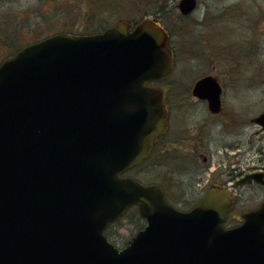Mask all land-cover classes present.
Masks as SVG:
<instances>
[{
  "label": "water",
  "instance_id": "obj_1",
  "mask_svg": "<svg viewBox=\"0 0 264 264\" xmlns=\"http://www.w3.org/2000/svg\"><path fill=\"white\" fill-rule=\"evenodd\" d=\"M176 6L188 14L196 0ZM128 28L55 33L0 63V264H264V200L224 228L225 187L180 211L158 185L122 175L165 129L162 91L143 82L173 67L155 18ZM193 93L220 109L215 77ZM252 121L264 127V111ZM257 176L246 180L264 184ZM131 205L146 225L119 249L103 231Z\"/></svg>",
  "mask_w": 264,
  "mask_h": 264
},
{
  "label": "rangeland",
  "instance_id": "obj_2",
  "mask_svg": "<svg viewBox=\"0 0 264 264\" xmlns=\"http://www.w3.org/2000/svg\"><path fill=\"white\" fill-rule=\"evenodd\" d=\"M107 1L112 0L102 2L107 4ZM154 1L115 0L111 6L101 7L103 9L100 10L99 2L94 3L93 0H0V57L14 45L38 40L59 30L83 32L85 22L81 15L87 10L90 11L87 22L99 26L97 22L100 20L105 27L121 18L151 16L149 12ZM168 2L172 7L176 4V0ZM191 16V19L204 16V21L202 25L195 26L187 20L183 34L173 36L175 67L168 78L169 91L172 87L174 92H188L200 75L213 74L224 86L227 109H234L243 120L246 117L244 127L240 121V126L237 124L235 128L222 126L221 122L219 127L212 126L213 132L219 131V135L212 137L209 147H203L202 152L197 153L199 160H195L196 165H208L203 176V182H206L209 176L207 171L210 178L214 179L212 170L220 165L226 171L242 150L245 151L247 166L264 163V131L249 121L250 117L264 110V0H198V6ZM174 21L176 25L183 23L180 24L176 18ZM238 59L244 60V63L236 67ZM200 116L198 118L201 121L211 120L204 111ZM226 145L231 147L224 150L223 146ZM215 149L219 155L229 157L223 156L221 159L216 154L211 156L210 151ZM201 155L209 157V162L202 160ZM185 161H168L164 167L176 168L175 163L181 168ZM187 164L190 165L189 162ZM148 165L138 171L139 176L147 177L144 171ZM159 171L161 167L154 171V175L151 173V179L159 180ZM176 177L180 182L176 183L175 190L181 192L182 185L183 188L190 185L188 175ZM163 183L168 186L166 182ZM191 189L187 187L184 190V201L198 198L197 192ZM241 193L247 205H255L262 190L250 186L242 188ZM172 196L175 197V194ZM132 226L133 223L126 217L121 219L120 224L113 227L112 241L121 245L131 233Z\"/></svg>",
  "mask_w": 264,
  "mask_h": 264
},
{
  "label": "flooded vegetation",
  "instance_id": "obj_3",
  "mask_svg": "<svg viewBox=\"0 0 264 264\" xmlns=\"http://www.w3.org/2000/svg\"><path fill=\"white\" fill-rule=\"evenodd\" d=\"M203 21L204 16L200 19L201 25ZM245 61L247 62V60ZM242 62L244 63V60L238 59L236 61V67L239 66ZM203 75H205V73L200 76ZM215 78L219 82L216 76ZM168 82L169 81L167 80V78H163V80L161 81L149 80L145 82L146 85H158L163 88L162 102L166 110L165 130L164 132L153 136L151 151L146 158L147 161L149 160V166L151 165L152 174L158 167H161V171H159L157 175L159 180L151 179V182H155V180L161 181L159 183H161V185H164L163 187L165 188L166 192L175 194V197H177L176 195H180L184 198H186V192L184 193V190L187 187L188 189H191L190 186H192L191 190L197 192L198 197L203 196L204 192L207 190L210 184L225 186L234 194L233 207L227 214L225 226L237 225L242 221V211L255 208L264 199V185L262 183L254 181L244 182L245 179H247V175L252 173H257L259 174V176L257 177H261L262 179H264V163L254 167L247 166L245 151L242 150L238 154L237 158L235 157V161H233L228 166V169L226 171L223 170L220 165H218V167H215L214 170H212L215 178H210L211 175L207 171L206 174H208L209 176L208 178H206V182H203L205 168H207L208 165L206 167H203L200 164L196 165L197 161L195 162V160H199L197 153L200 154L203 150V147H209V142L211 141L212 137L216 136V134L219 135V131L213 132L212 126L219 127V123L221 122L222 126H232L235 128L240 121V124L241 122H243L242 126L244 127L246 117L243 120L242 117L239 116L240 114H238L234 109H227V107L225 106V98L223 96L224 86L222 82H219L221 86V99L220 109L217 112L210 111L208 109L207 101L193 94L192 87L194 82L188 92L182 91L180 93L174 92L172 90V87L171 91H169L170 87L168 85ZM203 111L207 113V116L210 117L211 120H199L198 117L202 114ZM249 121H251V117ZM260 130L264 131V128ZM227 147H231V145L223 146L224 150ZM239 148L238 150H240ZM210 152L211 156H213V154H216V156H219L221 159H223V156L225 158L229 157L228 155L225 156L224 154L219 155L216 149L214 151L211 150ZM201 158L202 160H207V162H209V157L201 155ZM182 160L186 161L185 165L183 164V167L181 168L178 167V165H175V163L174 166L176 168H172L171 166L169 168L164 167L167 166V164L169 163L168 161L182 163ZM187 162H189L190 165H188ZM187 166L190 167L187 168ZM179 168L181 169V174H179V177H185L188 175V179L190 182V185H185V188H183L182 185L181 192L175 190V185H177L176 183L180 182V180L174 174L169 173L170 171L178 170ZM163 181L166 182L168 186H166ZM250 186H257L262 190V194L259 197L257 204L255 205H247L246 200L243 198V194L241 193L242 188H247ZM197 199L193 201L189 200V203H196L200 198L198 200ZM172 200L174 201L175 198H172Z\"/></svg>",
  "mask_w": 264,
  "mask_h": 264
},
{
  "label": "trees",
  "instance_id": "obj_4",
  "mask_svg": "<svg viewBox=\"0 0 264 264\" xmlns=\"http://www.w3.org/2000/svg\"><path fill=\"white\" fill-rule=\"evenodd\" d=\"M103 0H93V2L97 3L99 2L100 7L105 8L106 6H111L112 1L113 3L115 2V0L112 1H107V4L102 2ZM156 2V3H154ZM152 4H151V11L149 12V14H151L152 16H155L157 19H159V21L164 25L165 29L167 30L168 34H169V43L171 44V48L173 49V51L175 52V44L172 40L174 35L177 34H183V32L185 31V28L187 27V20L191 21V24L198 26L200 25V19L198 18H194L191 19V15L189 16H182L179 14V12L177 11V9H175V6L172 7L171 5H169L168 0H155ZM101 8V9H103ZM100 9V10H101ZM86 11V10H85ZM88 13H90V11H86L84 14L81 15V18L84 20V24L85 27L83 29V32H94V31H100V29L105 28L104 26H102L103 24L101 23V21L99 20L97 22V25L93 26V22L89 23L87 22V15ZM174 18L178 19L181 22H183L181 25H176ZM140 19V18H138ZM138 19H130L133 21H137ZM91 20V19H89ZM103 22V21H102ZM69 32H72V30H67ZM188 32V31H186ZM148 172H151V165L148 168ZM169 173L174 174L175 176H179V174H181V169L178 170H172ZM151 180V179H149ZM125 217L131 221L133 223V226L130 228L131 230V234L133 233V231L139 229L142 225H143V219L138 215V212L136 210L135 207H131L127 210ZM120 219H118L117 221H115L114 223H112L111 225L108 226V228L106 229L105 233L107 234L108 238L112 240V231H113V227H115V225L120 224Z\"/></svg>",
  "mask_w": 264,
  "mask_h": 264
}]
</instances>
